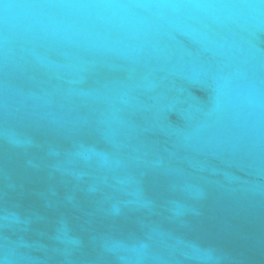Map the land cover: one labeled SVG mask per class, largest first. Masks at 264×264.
Returning a JSON list of instances; mask_svg holds the SVG:
<instances>
[{
	"label": "water",
	"instance_id": "water-1",
	"mask_svg": "<svg viewBox=\"0 0 264 264\" xmlns=\"http://www.w3.org/2000/svg\"><path fill=\"white\" fill-rule=\"evenodd\" d=\"M0 264H264V0H0Z\"/></svg>",
	"mask_w": 264,
	"mask_h": 264
}]
</instances>
